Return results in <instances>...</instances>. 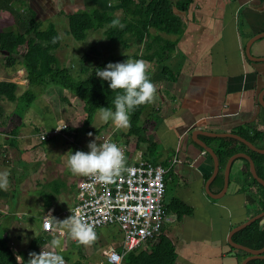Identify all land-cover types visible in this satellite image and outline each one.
Segmentation results:
<instances>
[{
	"label": "crops",
	"instance_id": "0c3cea01",
	"mask_svg": "<svg viewBox=\"0 0 264 264\" xmlns=\"http://www.w3.org/2000/svg\"><path fill=\"white\" fill-rule=\"evenodd\" d=\"M68 1L62 0L63 5L99 7L100 4H110L109 0ZM169 1L176 5L186 0ZM115 11L120 18V9ZM173 11L183 25L179 35L168 37L175 41L174 50L163 63L145 62V71L155 92L150 106L140 117V139H127V127L121 132L122 128L116 129L111 123L105 131L115 129L113 137L117 136L124 145L128 162L133 163L138 157L162 166H167L173 157L181 162L166 175L163 196V205L178 199L191 210L189 216L181 218L174 213H166L162 232L175 248L173 264H241L244 252L230 248L228 235L260 213L264 200L244 176L242 170L248 162L240 157L231 162L228 186L224 190V170L228 159L223 163L219 161L218 172L210 185V193L219 197H210L206 193V183L213 174L214 163L194 143L191 134L195 130L257 134L252 144L264 150V61L251 59L264 58V37L255 40L246 52L252 38L264 33V0H188L186 9L180 11L173 7ZM125 55L129 54L120 58ZM164 69H167V74H164ZM2 104L0 101L1 107ZM13 112L4 109L0 115V124L6 121L0 125L1 156L9 148L20 151V138L26 131L18 126L19 119ZM22 122L28 128L29 123L26 122H31L28 112ZM14 129L17 130L16 136L11 133ZM14 137L16 148L8 144ZM218 145V141L208 144L214 153ZM8 152L15 155L14 151ZM35 171L32 169L33 174ZM83 176L69 185L68 200L57 203L64 208L56 210L55 195L49 197L51 202L43 215L51 210L58 215L70 209ZM61 186H65L63 179ZM3 209L10 216L14 214L7 212L6 205ZM4 211L0 209L5 215ZM4 223L9 226L3 219L0 228ZM260 228L264 229L262 222ZM6 234L9 236L8 231ZM17 234L9 236V239H13V252L16 249L18 252L15 254L22 258L21 254L27 247L21 244L23 237ZM62 254L72 262L78 259L82 264L89 262L78 256L70 258L74 254L66 248ZM24 255L28 259V255ZM20 257L16 258L19 262L23 259Z\"/></svg>",
	"mask_w": 264,
	"mask_h": 264
},
{
	"label": "trees",
	"instance_id": "16d2710c",
	"mask_svg": "<svg viewBox=\"0 0 264 264\" xmlns=\"http://www.w3.org/2000/svg\"><path fill=\"white\" fill-rule=\"evenodd\" d=\"M1 1V0H0ZM15 0H6L5 7L12 13L17 14L12 8ZM116 5L111 7L100 4L87 10H74L67 14V35L77 42H84L90 32L101 31L105 39L116 42L122 49H130L135 46V50L130 55L118 58V61L131 58L142 59L145 62L163 63L175 48V41L168 37H175L182 32V20L173 11V7L182 11L186 9L188 0L173 5L169 0H112ZM21 5L26 4L25 0H19ZM30 18L27 26H23L21 32H0V53L4 58L6 67L13 68L14 71L21 69L27 81V87L31 86H53L60 87L74 97L82 100L85 120L91 123L93 115L98 111V107H111V100L114 92L109 91L107 82L101 81L95 76L94 69L103 68L108 62L103 61L95 66L83 78H75L70 73V69L61 66L53 51L57 50L62 42L61 36L56 26L50 20H38L37 14L28 5ZM120 9L121 16L116 18L108 13ZM112 19H118L123 27L111 24ZM46 22V25L44 23ZM45 26V27H44ZM42 44H45L43 46ZM9 68V69H10ZM82 72H85L82 70ZM167 74V69L163 70ZM84 74V73H83ZM147 74V73H146ZM149 78V75H147ZM20 85L16 82L0 80V101L15 103L13 115L20 117L15 111L18 105L21 106L22 113L29 109L36 96L30 90H24L17 94ZM150 103L137 106L129 116L127 126V139L137 137L140 139L141 132L140 117ZM3 108L0 105V115ZM21 113V114H22ZM19 119V118H18ZM69 130V129H65ZM12 136H16L17 130L11 131ZM236 134L254 143L258 136H250L244 132L236 131ZM208 145L218 141L216 150L218 160L223 163L236 153L245 152L254 161L257 175L264 180V155L249 150L244 144L232 138L214 139L202 137ZM10 147L16 146L14 137L9 139ZM1 149V144H0ZM18 150V149H17ZM244 176L251 185L261 194L264 200V188L251 176L248 163L242 170ZM208 177L205 178L207 180ZM58 193V191L56 192ZM50 196H45L44 206L50 205ZM49 202V203H48ZM264 210V202L262 203ZM165 212L174 213L177 218L190 215V208L182 201L173 199L169 204L164 205ZM264 225V217L253 222L245 229L235 233L232 240L250 249L258 250L264 245V229L260 228V223ZM40 236L33 238L27 246L26 252L22 253V261L16 259V254L8 245V236L0 231V264H25V255L37 252L40 249H49L48 241ZM248 256L242 253V260ZM176 259L175 248L172 242L163 234L144 243L142 246L128 252L122 264H173ZM74 264H82L81 260L74 261ZM247 264H264V259H254Z\"/></svg>",
	"mask_w": 264,
	"mask_h": 264
},
{
	"label": "rangeland",
	"instance_id": "374dc122",
	"mask_svg": "<svg viewBox=\"0 0 264 264\" xmlns=\"http://www.w3.org/2000/svg\"><path fill=\"white\" fill-rule=\"evenodd\" d=\"M25 1L26 4L24 5H21L19 0L12 3V8H16L14 10L17 14L12 13L5 7L6 0L0 1V32H21L22 27L28 24L30 18L28 5H30L36 12L38 20L46 21L47 19L55 24L62 42L60 47L53 53L58 58L60 65L69 68L71 75L75 78L85 77L87 71L90 72L103 61L108 63L119 62L118 58L121 55H131L136 48L133 46L130 49H122L116 42L105 39L100 30L90 32L84 42H77L67 35V14L72 13L74 10H87L95 7L94 5H84L82 7L63 5L62 0ZM42 3L43 6H41ZM109 3L113 4L114 2L109 0ZM109 11L110 16L119 18L117 11ZM44 25H46V22ZM42 45L45 46V44ZM9 68L5 66L4 58L0 53V80L14 81L22 86L17 92L18 95L28 89L35 94L36 98L25 112L22 113L20 105L15 111L16 114L21 115V118L17 117L19 118V121L17 120L18 126L26 129L18 146L21 152L9 148L5 150L4 156L0 155V172L7 171L9 181L6 187L0 188V209L4 211L3 207L6 205L7 212L9 214L14 213L10 216L5 211V215L0 212V223L3 219H6L9 223V226L5 223L2 224L0 231L3 233L8 231L11 237H14L17 232V235L23 237V241L26 240V242L22 241L21 244L27 247L30 241L37 236L51 240L41 232V218L43 213L48 210L44 206L45 196L48 195L52 198L57 195L56 210L64 208L57 203H64L68 200L69 185L74 181H79L83 176L68 172L65 167L66 152L69 150L86 151L88 141L95 138L98 143L99 136L105 132L106 126L111 122L101 121L99 111H97L93 115L92 122L87 123L82 100L60 87L49 85L27 87L23 70L14 71L13 68ZM82 70L85 72H82ZM2 105L3 111L5 109L10 112L15 109V103L6 100L3 101ZM26 112L29 113V120L31 121L26 122L29 123L28 128L22 122ZM4 123L6 121H2L0 125H4ZM58 125H65L67 126L66 129L69 130H63L59 134L51 136L49 140L41 141L32 137L41 131L54 130ZM88 133H92V135L88 136ZM8 150L14 151L15 155L12 152L13 156H11ZM29 163H32V166ZM32 169L36 170L35 174H33ZM62 179L65 181L63 187L61 186ZM57 191L58 193H56ZM60 191L64 195L61 196ZM16 212H19V214H15ZM58 217L59 220L64 218L60 214H58ZM94 232L95 237L90 243L80 245L69 237L68 231L65 229V236L60 237V239L64 244L63 248L70 251V254L71 252L74 254H71L70 258L75 259L78 256L89 260L87 264H97L101 260L103 251L110 248L121 250L122 234L118 227H102L94 230ZM9 236L8 245L12 248L14 247L13 239L10 240ZM14 248L12 249L14 250ZM15 252L18 251L15 249Z\"/></svg>",
	"mask_w": 264,
	"mask_h": 264
},
{
	"label": "built area",
	"instance_id": "2783aa9c",
	"mask_svg": "<svg viewBox=\"0 0 264 264\" xmlns=\"http://www.w3.org/2000/svg\"><path fill=\"white\" fill-rule=\"evenodd\" d=\"M66 128L65 125H58L54 130L39 132L34 138L41 141L49 140L51 136L59 134ZM114 131V128L106 130L99 136L98 144L115 142L120 146L126 170L108 184L84 175L77 187L72 207L60 213L66 218L71 215L92 224L93 230L110 226L120 229L121 250L110 248L103 251L102 258L97 264H122L128 252L159 235L166 220L163 205L165 177L174 165L181 163L177 157H173L167 166L152 164L142 157H138L133 163L128 162L126 149L117 136L113 137ZM47 215L59 220L53 210L48 211L41 218V232L50 239L54 236L58 238L65 236V233L63 236L56 233L53 225L45 224ZM64 259L67 264H74L71 260L65 257Z\"/></svg>",
	"mask_w": 264,
	"mask_h": 264
},
{
	"label": "clouds",
	"instance_id": "9594fccd",
	"mask_svg": "<svg viewBox=\"0 0 264 264\" xmlns=\"http://www.w3.org/2000/svg\"><path fill=\"white\" fill-rule=\"evenodd\" d=\"M111 24L123 27L118 19H112ZM94 72L101 81L107 82L108 90L114 92L111 107H98L99 119L111 122L116 129L127 127L129 116L134 109L150 103L153 99L155 88L146 74L145 61L142 59L128 58L120 62H109L103 68H95ZM87 135L91 136L92 133ZM86 149L66 152L65 167L69 173L92 176L98 182L108 184L126 170L123 152L115 142L98 144L93 138L86 144ZM8 183V172H0V188L6 187ZM45 224L53 225L54 231L60 236H63L67 229L69 237L80 245L90 243L95 237L92 224L71 215L59 221L47 215ZM48 247L49 251H30L28 259L23 261L25 264H67L62 254L63 245L60 238L54 236L48 241Z\"/></svg>",
	"mask_w": 264,
	"mask_h": 264
},
{
	"label": "water",
	"instance_id": "95a60500",
	"mask_svg": "<svg viewBox=\"0 0 264 264\" xmlns=\"http://www.w3.org/2000/svg\"><path fill=\"white\" fill-rule=\"evenodd\" d=\"M264 37V33L258 35L257 37H253L252 40L248 43L247 45V49L246 52H249L250 50V46L251 44L255 41L258 40L260 38ZM254 60H259V61H264V58H252ZM264 107V104L262 105ZM192 140L194 141V143L201 149H203L205 151V153H207L213 160L214 163V171L213 174L211 175L210 179L208 180V182L206 183V193L210 196V197H219L217 195H212L210 193V185L213 182L214 178L216 177V174L218 172V164H219V160L218 157L216 155V153H214L213 149L211 147H209L202 139H200V137H208V138H232L237 140L238 142L244 144L249 150L256 152L258 154H263L264 155V150L259 149L257 147H255L251 142H249L247 139L235 134V133H210V132H205V131H201V130H195L192 132ZM243 158L245 159L248 164H249V170L251 173L252 178L259 183L263 188H264V180L261 179L255 170V165L253 160L251 159V157L246 154V153H236L233 156H231L226 165H225V170H224V182H223V190L226 189V187L228 186V175L230 172V165L231 162L237 158ZM264 217V210L261 211L260 213L256 214L255 216H253L252 218H250L248 221L244 222L243 224L237 226L236 228H234L228 235L227 238V243L230 246V248H234V249H238L246 254H248V256L241 262V264H247L249 261L254 260V259H264V245L261 249L258 250H254V249H250L244 245L238 244L236 242H234L232 240V236L245 229L247 226H249L250 224H252L253 222L261 219Z\"/></svg>",
	"mask_w": 264,
	"mask_h": 264
}]
</instances>
